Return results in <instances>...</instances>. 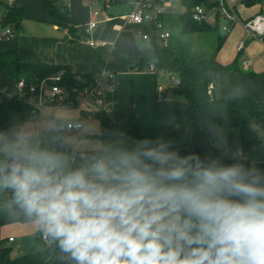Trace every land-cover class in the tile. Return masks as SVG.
<instances>
[{"label": "clouds", "instance_id": "clouds-1", "mask_svg": "<svg viewBox=\"0 0 264 264\" xmlns=\"http://www.w3.org/2000/svg\"><path fill=\"white\" fill-rule=\"evenodd\" d=\"M212 137L216 154L122 131L78 152L12 121L0 194L71 264H264V171Z\"/></svg>", "mask_w": 264, "mask_h": 264}, {"label": "crops", "instance_id": "crops-1", "mask_svg": "<svg viewBox=\"0 0 264 264\" xmlns=\"http://www.w3.org/2000/svg\"><path fill=\"white\" fill-rule=\"evenodd\" d=\"M55 2L56 13L68 18L76 27L75 30L67 31L59 27L57 18L44 10L40 0H13L14 7L24 13L21 21L35 20L36 26L32 27L31 36L25 37V33H22L16 36L15 40L0 45V50L16 49L20 61L24 63L68 65L74 73H111L112 85L103 88L100 106V110L111 116V123L108 126L109 140L115 139L117 133L121 131L128 137L134 138L138 125L140 133L146 137L162 136L184 143L188 131L186 102L179 98L162 97L164 90L172 85V75L162 70L151 73L146 68L145 71L135 68L141 57V50L138 47L141 37L124 19V15L130 9V3L127 1L101 7L99 0H55ZM176 3L181 4L179 11L181 12L184 8L181 1L168 0L169 8L178 13L175 8ZM253 7H256L253 12L243 16L240 15L237 7L236 11L241 19H247L259 9L258 6ZM93 10H98L96 27L86 30V23ZM2 12L3 10L0 14ZM81 28L84 31H81ZM143 30L149 32V35H154V30L152 29L151 32V27L148 25L144 26ZM89 39L104 41L105 45L90 47L86 43ZM241 41L244 42V46L238 51L237 46ZM147 42L151 46L153 41L151 38L143 41L144 44ZM145 46L147 47L146 44ZM216 60L222 66L234 64L235 68L209 72V92L212 96L220 99L250 97L264 102V40L250 38L240 24H235L227 32ZM130 63L134 65L133 69L128 67ZM15 94L21 95L16 81L0 73V101L6 108L10 106L9 97ZM23 98L38 108L33 119L23 122L33 128L41 131L53 129L52 118L57 123H81V128L78 130L56 131L60 141L66 144L67 150L89 151L100 145L98 140L90 137L99 131V120L95 117V109L89 104L83 103L64 109L60 103L48 102L45 94L40 96L26 93ZM250 129L260 138L261 143L251 146L244 154L250 164L259 169V164L264 165V118L252 122ZM212 133L226 139L228 133L225 129L217 127L205 130L204 144L208 150L216 154L212 147L214 142ZM232 143L233 148L240 149L241 135L237 129L232 130ZM8 197L4 200V204ZM29 223L34 225L32 222ZM25 224L2 227V237L6 239L12 237V241L6 243L8 247L15 242L12 232L18 231ZM34 229L37 230L36 233H40L35 225ZM48 245L47 240L44 247ZM40 249L42 247L22 253L18 251L17 255H10L15 258Z\"/></svg>", "mask_w": 264, "mask_h": 264}, {"label": "trees", "instance_id": "trees-1", "mask_svg": "<svg viewBox=\"0 0 264 264\" xmlns=\"http://www.w3.org/2000/svg\"><path fill=\"white\" fill-rule=\"evenodd\" d=\"M40 1L44 10L57 18L59 27L65 28L67 31L76 29L68 18L56 13L55 0ZM99 1L101 7L127 2V0H108V3H103V0ZM215 2L216 0H183L181 2L184 7L183 10L178 13H167L163 16L162 21L164 22L166 18L170 24L169 19L171 18L169 17L176 16L182 36L206 31H219V19L217 17L213 24H208L193 21L190 16V10L193 6L205 5V7L211 8L214 7ZM242 4L246 7L258 6L259 9L254 15H264V7H262L264 0H243ZM0 6L4 7L1 21L19 30L20 21L24 18L23 11L14 5H6L3 0H0ZM226 36L227 33L220 34L215 46L207 52L193 50L190 44L183 39L171 41V36L166 46L157 44L156 39H154L150 47L141 50L138 67H147L151 63L155 69L165 71L178 79L177 84H172L164 90L162 97L179 98L186 102L188 131L182 145L185 152L208 150L203 141V134L206 129L212 127L223 128L227 131V141L231 147H233L232 130H239L241 135L240 149L244 153L251 146L261 143L260 138L251 131L250 124L264 118V102H259L250 97L220 99L208 92L209 72L228 71L235 68L234 64L222 66L216 60V55ZM0 73L9 76L16 82L22 80L23 92L26 93L29 86H34L37 91L40 84L43 83L44 87L55 84L70 94H72L73 89L78 90L76 92L78 94L79 91L91 84L94 75L74 73L68 65L24 63L20 61L16 49L0 50ZM9 100V108H6L0 101V126H7L12 121L23 123L36 116L37 106L26 101L22 95H12ZM94 113L99 120V131L90 137L98 140L101 144L109 140L108 126L111 123V116L99 109ZM145 137L136 125L134 139ZM247 162L250 163L249 160ZM6 197L8 195L0 194V264H71L69 260L62 259V253L57 243L53 241L41 250L15 258L11 257V248L6 245L8 239L1 235L2 227L11 224H25L31 220L19 210L6 207L4 204ZM7 199H10V196Z\"/></svg>", "mask_w": 264, "mask_h": 264}, {"label": "built area", "instance_id": "built-area-1", "mask_svg": "<svg viewBox=\"0 0 264 264\" xmlns=\"http://www.w3.org/2000/svg\"><path fill=\"white\" fill-rule=\"evenodd\" d=\"M6 5H13V0H3ZM108 0H103V3H108ZM130 3L129 11L124 15L125 21L132 25L136 30V33L140 35L141 41H146L148 39L147 34L144 32L143 27L145 25H151L154 30V39L161 41V44L166 46L168 44V39L171 34L169 31H162L164 22L162 18L167 13H173V9L169 8L168 0H127ZM183 1V0H178ZM236 0H216L214 7L207 8L205 5L193 6L190 10V16L193 21L199 23L213 24L215 18L217 17L223 21L221 25V31L227 33L230 28L235 24H240L244 31L250 38L263 41L264 37V15H253L249 19H241L236 11L235 6ZM107 6V5H106ZM4 10V9H3ZM0 14V44L13 41L18 30L10 25H6L1 21ZM98 10H93L90 13L89 20L86 23L88 30H92L96 27L97 21L96 16ZM220 29V24H219ZM87 45L90 47H97L105 45L104 41L89 39L86 41ZM244 42L241 41L237 50H242ZM247 65V62H245ZM147 68L150 72L155 71L153 64H148ZM113 81V75L111 73H98L93 75V81L82 91L73 89L72 94L62 87L55 84L49 85L47 87L40 84V87L36 91L34 86H29L28 92L31 94H38L42 96L45 94V99L50 103H60L64 106L74 107L83 103L89 104L95 111L102 104V90L105 87H111ZM172 84H177L178 79L175 76H171ZM17 83L18 92H23V81L19 80ZM209 92V89H208ZM52 128L58 132L78 130L81 128V123L76 122H65L57 123L54 118H52ZM40 237L47 241L45 237L40 234ZM8 241H12V237L8 238Z\"/></svg>", "mask_w": 264, "mask_h": 264}, {"label": "rangeland", "instance_id": "rangeland-1", "mask_svg": "<svg viewBox=\"0 0 264 264\" xmlns=\"http://www.w3.org/2000/svg\"><path fill=\"white\" fill-rule=\"evenodd\" d=\"M243 0H236L235 1V6L237 7V10L239 11L240 15L243 16L244 14H248L250 12H253L255 10L256 7H246L243 4ZM264 7V5L262 6ZM100 8V7H99ZM98 8V9H99ZM175 8L178 10L177 12H179L181 9V4L180 3H176ZM4 7L0 6V12L1 10H3ZM103 10H101L102 12ZM171 19H169L170 24L168 23V21H166L167 19L165 18L164 20V25L162 28V31H169L171 34V41L177 40V39H183L184 41L188 42L190 44V47L193 50H198V51H209L211 50L215 44H216V40L218 38V36L220 34H222L223 32L221 31V25L223 24V21L220 20V29L219 31H206V32H201V33H193V34H189V35H180V30H179V25H178V19L176 16H172L169 17ZM36 21L35 20H23L20 23V29L18 30V34L17 36H20L22 33L25 35V37L31 36L32 35V27L36 26ZM64 24V23H62ZM146 26V25H145ZM151 27V32L153 27L151 25H148ZM81 31H84L83 28L80 29ZM87 30V28H86ZM22 31V32H20ZM146 33V31H144ZM148 38H151V40H154V35H149V32L146 33ZM157 44H161V41L156 40ZM6 43H2L0 45H4ZM147 45V47H150L149 42L145 43ZM125 60L127 62V59L125 57ZM128 67H133L134 65H132L131 63L129 64ZM135 68L137 70H141L143 69V71H145V68L148 70L147 67H138L137 65H135ZM155 71H159V70H155ZM150 72V71H149ZM153 73V72H151ZM22 96H24L26 94V92H19ZM62 106L64 107V109H68V108H73V107H68V106H64L62 104ZM98 109L100 110L101 107H98ZM121 125V123H119ZM260 165V170L264 171V165ZM37 230L34 229V225L28 223L25 224L24 226H22L21 228L18 229V231H13L12 234L14 235L15 238V242L12 244H10L9 246L11 247V255H17V252L19 251L20 253L22 252H26L29 250H33L35 248H39V247H43L45 246V240H42L40 238V233H36ZM49 244H50V240H48ZM41 250V249H40ZM38 251V250H36ZM35 252V251H33Z\"/></svg>", "mask_w": 264, "mask_h": 264}, {"label": "water", "instance_id": "water-1", "mask_svg": "<svg viewBox=\"0 0 264 264\" xmlns=\"http://www.w3.org/2000/svg\"><path fill=\"white\" fill-rule=\"evenodd\" d=\"M138 47L140 50H143L144 48H146L145 44L143 43V41H139L138 42ZM130 69H133V67H130Z\"/></svg>", "mask_w": 264, "mask_h": 264}]
</instances>
